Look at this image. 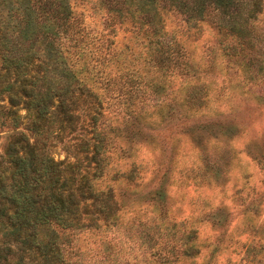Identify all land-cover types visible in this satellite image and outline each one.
I'll use <instances>...</instances> for the list:
<instances>
[{
  "label": "trees",
  "instance_id": "trees-1",
  "mask_svg": "<svg viewBox=\"0 0 264 264\" xmlns=\"http://www.w3.org/2000/svg\"><path fill=\"white\" fill-rule=\"evenodd\" d=\"M70 1L0 0V128L9 131L0 154V264H71L63 257L60 230L83 228L98 217L115 222L114 190L108 186L96 191L92 182L105 174L122 141H144L143 136L159 132L154 114L161 121L175 115L180 138L187 136L199 150L205 142L202 128L211 129L214 118L230 111L233 94L264 105L262 87L251 90L264 79V0H100L107 25L130 23L142 31L157 72L128 69V61L120 65L117 58L114 77L96 68L98 59L91 55L101 44L86 41ZM166 10L183 18L189 27L186 38L196 36L203 22L215 28L217 37L204 62L194 63L182 40L164 30ZM221 57L226 61L217 66ZM222 70L235 77H229L230 100L211 90L215 76H224ZM143 73L149 75L146 81ZM172 76L180 82L167 103ZM98 78L102 87L120 82L117 94L109 97L123 99V87L136 80L158 100L155 111L136 112L130 134L117 142L99 122L105 94L96 90ZM212 101L222 108L214 110ZM20 105L26 109L25 123ZM176 140L178 148V136ZM57 145L71 162L64 165L55 159ZM138 168L131 162L120 176L136 182L141 178ZM159 168L157 162L155 175ZM222 244L221 239L199 243L196 230L190 229L180 235L176 247L165 250L164 258L172 261L179 254L198 264L203 249H209L199 264H217L214 252Z\"/></svg>",
  "mask_w": 264,
  "mask_h": 264
},
{
  "label": "rangeland",
  "instance_id": "rangeland-1",
  "mask_svg": "<svg viewBox=\"0 0 264 264\" xmlns=\"http://www.w3.org/2000/svg\"><path fill=\"white\" fill-rule=\"evenodd\" d=\"M70 3L81 21V33L86 34V41L101 44V50L91 55L98 59L97 69L114 77V64L119 58L120 65L128 61V69L157 74L142 31L130 23L107 25L106 10L100 0ZM261 18L263 23L264 16ZM163 23L168 34L174 33L182 40L194 63L206 60L208 47L217 37L209 22L201 23L196 36L189 38L184 35L189 27L176 12L164 11ZM109 51V56L104 57ZM72 59L75 61L76 57ZM223 61L225 58H217L216 65ZM225 73L215 76L211 90L230 100L228 86L232 76L231 71ZM144 74L141 77L146 81L149 75ZM168 78L171 84L167 103L180 82L174 76ZM115 84L110 82L102 87L98 78L95 87L99 94H105V108L99 119L101 128L117 142L118 137L130 134L136 112L141 108L145 112L155 111L158 100L148 86L136 80L123 87L126 94L123 99L109 97L118 92L116 87L120 82ZM260 87L263 91L262 78L251 90L258 91ZM244 88L248 89V85ZM237 95L233 94L230 100V111L225 110L211 121L214 127L202 128L205 142L199 150L187 136L180 138L175 115L161 121L154 114L160 123L159 132L143 136L144 141L137 139L127 144L122 141V146L113 151L105 174L92 182L96 191L106 190L108 186L114 190L118 204L116 220L109 223L98 217L94 224L86 222L88 225L83 228L60 230L65 260L71 264H190V260L182 259L179 254L172 261L164 256L166 249L176 247L184 231L195 229L199 243L214 244L222 240L221 249L214 252L217 264H264V105ZM2 103L6 105L7 99ZM215 104L212 101L214 110L222 108ZM18 113L25 123L26 109L20 105ZM8 132L0 128V154ZM176 135L180 139L178 148ZM53 156L64 165L73 160L60 145L53 147ZM131 162L140 169L141 178L136 182L120 176L130 169ZM157 162L160 168L155 175ZM114 175L119 178L115 180ZM208 250L203 249L196 259L198 264Z\"/></svg>",
  "mask_w": 264,
  "mask_h": 264
}]
</instances>
